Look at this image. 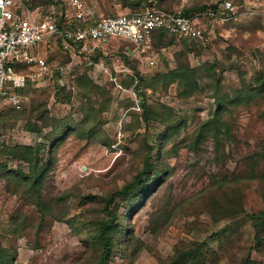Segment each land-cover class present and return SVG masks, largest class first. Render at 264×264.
Wrapping results in <instances>:
<instances>
[{"label":"rangeland","instance_id":"obj_1","mask_svg":"<svg viewBox=\"0 0 264 264\" xmlns=\"http://www.w3.org/2000/svg\"><path fill=\"white\" fill-rule=\"evenodd\" d=\"M20 1L24 15L71 12L67 0L46 5ZM82 1L96 17L135 12L148 4L172 10L216 5L218 10L216 16L204 13L205 35L190 46L173 38L170 45L156 41L147 52L121 39L111 40L104 52L94 54L70 56L57 48L53 65H64V71L18 92L24 98L19 107L3 103L0 245L8 249L11 264H82L89 247L72 225L57 218L58 213L67 211L68 217H74L73 225L103 216L102 198L135 179L143 168L147 145L155 143L159 147L154 152L165 167L161 180L132 209L120 198L111 204L128 228L111 264H159L176 248L194 243L202 244L206 264H241L249 253L264 264V257L254 250V229L246 214L264 209V178L258 181L250 175L264 174V97L252 96L225 111L227 135L225 128L217 137L202 128L216 108V95L233 92L242 75L255 84L258 72L264 70V0H234L227 9H221L222 0H140L135 6L127 0ZM151 53L154 63L149 65ZM212 63L215 69L210 71ZM177 67L188 74L178 75L181 78L167 86L146 88L140 81ZM143 103L147 120L142 116ZM43 107L50 117L68 118L84 129L58 144L42 185L49 200L64 195L63 202L56 204L62 207L56 217L41 216L27 184L19 185V179L11 177L13 172L3 171L4 164L28 170L26 162L10 158L5 149L46 141L43 133L25 127L27 117L17 116L25 111L41 125L36 117ZM48 130L50 126L43 127ZM234 174L242 183L246 212L214 214L209 206L212 190L228 185ZM143 179L144 185L157 180Z\"/></svg>","mask_w":264,"mask_h":264},{"label":"trees","instance_id":"obj_2","mask_svg":"<svg viewBox=\"0 0 264 264\" xmlns=\"http://www.w3.org/2000/svg\"><path fill=\"white\" fill-rule=\"evenodd\" d=\"M51 0H37L39 5L45 4ZM127 4L132 6L140 4V0H127ZM161 6V5H160ZM148 4L147 7H155L164 10H172L170 8H165L163 6ZM217 11L218 7L216 5L210 6H194V7H183L182 12L186 15H191L195 12L200 11ZM52 13L58 23L63 22V14L58 15L55 12ZM46 14V15H47ZM81 25L78 22L73 23V25ZM169 36V37H168ZM173 38H177L175 35L169 33L164 29H158L155 31L152 45L157 41L158 44L170 45L173 43ZM184 40L188 43V46L192 45L193 42H199L200 39L197 37H180L177 38ZM199 40V41H198ZM98 53V52H96ZM215 69V63L210 64L209 70ZM190 71V70H189ZM60 73H56L58 75ZM158 74V73H157ZM188 74L186 70L182 71L181 67L169 69L164 71L155 77H141L140 81L144 82V87L154 88L155 85L159 83L167 86L171 82L178 81L180 75ZM179 75V76H178ZM141 82V83H142ZM30 85L23 88H18L17 92H24ZM61 87L63 85H60ZM138 89V88H137ZM231 93H224L222 95H216V108L212 112V115L207 119L202 127L207 134L212 133L214 136H218L219 133L223 131L227 135L230 130L227 125L223 124V116L225 111L231 108L232 105L240 104L246 99H250L252 96L264 97V70L258 72L255 84H251L244 76H240V85L238 88ZM142 95V91H139ZM142 116L147 120L148 111L146 105L143 103ZM43 110V111H42ZM42 112L37 114V119L42 120V124H36L31 120V116L26 114L25 111H19L17 116L26 118L25 127L30 131H35L39 134L43 133L45 142L38 141L34 144H14L12 146H6V153L10 155V158L19 161L26 162L28 164V170L15 168H8L6 164L3 165V171L7 174L12 175L19 179L18 183L20 185L21 181L27 184L25 186L26 191L32 193L35 198L34 202L37 207V211L41 216H53L56 217V212H61L62 207L56 206L58 203L63 202L64 195L54 197L52 199H47L43 193L42 185L46 178V174L49 166L54 157V151L58 144L64 140L65 137L69 136L72 132L83 131L77 124H73L68 118L55 119L50 117L47 113L45 107L42 108ZM207 125V126H206ZM44 126H50V130L43 131ZM92 130L87 132L91 133ZM203 136H207V134ZM83 135V134H82ZM202 137V136H201ZM200 137H197L199 139ZM264 143V141H263ZM158 143L147 145V155L143 161V168L141 171L134 176V180L126 182L122 187L116 188L113 192L102 198L101 210L104 212L103 216H98L97 218H92L89 221H80L75 225L72 224L74 217H68L67 211H62L58 213V219L64 220L72 225L75 233L84 241V244L89 247L88 254L84 259L82 264H111V255L115 249H119L120 239L126 236L128 228L123 226L122 221L119 219L116 209L111 207L117 198L122 199L126 202L127 208L132 209V207L140 202L145 195L152 190L154 185L161 180L162 172H164L165 167L157 156V152L154 149H158ZM47 155V159H46ZM252 177L258 178V181L264 178V174L260 176ZM10 177V175H7ZM146 177L151 180H156L151 185H144V179ZM239 177L236 174L233 175L232 181H228V185H221L219 189L214 188L212 190L209 199V206L214 209V214L220 215L222 217L233 216L239 212H246L242 205L243 192L240 188L242 183L238 181ZM247 180V179H245ZM252 180V179H250ZM226 186V188L224 187ZM216 193V194H214ZM218 193L225 198L222 202L219 200ZM252 222L254 229V250L258 251L261 256L264 257V209L256 212L246 213ZM123 251L124 249L121 248ZM12 258L8 252V249L0 245V264H11ZM159 264H206L205 253L203 251V246L201 243H194L188 248H176L172 256L168 260H161ZM241 264H263L258 259L252 258L250 253L242 259Z\"/></svg>","mask_w":264,"mask_h":264},{"label":"built area","instance_id":"obj_3","mask_svg":"<svg viewBox=\"0 0 264 264\" xmlns=\"http://www.w3.org/2000/svg\"><path fill=\"white\" fill-rule=\"evenodd\" d=\"M233 2L222 0L221 9L232 8ZM67 4L71 12L65 11L63 22L58 23L52 13L43 17L22 14L24 5L20 0H0V107L4 102L19 107L24 98L17 92L18 88L64 71V65L47 62L38 51L40 45L54 44L73 56L104 52L111 40L121 39L147 52L156 30L164 29L177 38H203L202 16L217 15L212 10L186 15L181 9L145 7L96 17L82 0H67ZM75 22L81 25H73ZM153 63V57L149 58L148 64Z\"/></svg>","mask_w":264,"mask_h":264},{"label":"crops","instance_id":"obj_4","mask_svg":"<svg viewBox=\"0 0 264 264\" xmlns=\"http://www.w3.org/2000/svg\"><path fill=\"white\" fill-rule=\"evenodd\" d=\"M152 44V43H151ZM153 46V45H152ZM151 46V47H152ZM57 48L58 49H60L58 46H56V45H40V47H39V49H38V51H39V53L41 54V55H43V56H45L46 57V60H47V62L49 63V64H51V65H53V61L55 60V58H54V51H56L57 50ZM148 51H150V48H149V50ZM152 52V51H151ZM94 54V53H93ZM151 55L152 56H150V57H154V55L151 53ZM148 57V56H147ZM57 65H59L58 63H57ZM17 69H19V66H17ZM28 85H31V84H28Z\"/></svg>","mask_w":264,"mask_h":264}]
</instances>
